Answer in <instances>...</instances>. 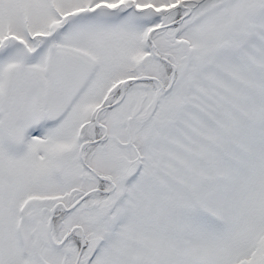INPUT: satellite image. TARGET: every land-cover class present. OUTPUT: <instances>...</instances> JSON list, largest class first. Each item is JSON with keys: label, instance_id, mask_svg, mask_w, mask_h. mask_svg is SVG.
<instances>
[{"label": "snow or ice", "instance_id": "6c2138e0", "mask_svg": "<svg viewBox=\"0 0 264 264\" xmlns=\"http://www.w3.org/2000/svg\"><path fill=\"white\" fill-rule=\"evenodd\" d=\"M0 264H264V0H0Z\"/></svg>", "mask_w": 264, "mask_h": 264}]
</instances>
